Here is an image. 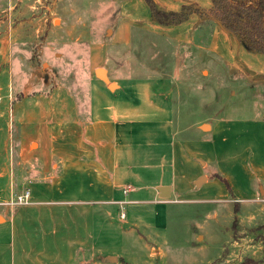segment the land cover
<instances>
[{
    "label": "rangeland",
    "instance_id": "rangeland-1",
    "mask_svg": "<svg viewBox=\"0 0 264 264\" xmlns=\"http://www.w3.org/2000/svg\"><path fill=\"white\" fill-rule=\"evenodd\" d=\"M118 3L119 0H0V210L20 203L27 190L24 179L29 153L18 141L22 134L19 121V131L14 133V104L20 98L17 79L23 83L29 80L38 92H45L40 90L45 81L50 80L49 89L63 83L74 89L78 100L84 95H95L98 100L100 94L109 95L108 83H115L114 91L124 80L139 79L136 85L122 83L127 91L119 97L125 101L131 98L129 102L141 112L123 119L140 120L137 123L142 129L135 134L133 147L142 148L144 154L151 145L162 155L174 139L196 140L209 130L210 122L219 118L264 121V81H253L260 80L258 75L242 66L241 72L247 78L239 74L240 69L235 72L234 67L202 48L172 45L155 36L139 37L132 51L111 53L105 65L112 79L94 88L85 72L89 46L102 40L113 25ZM222 51L227 53L225 48ZM233 56L244 61L237 51ZM13 71L18 73L15 82L10 81ZM91 103H95L93 98ZM23 108L21 105L19 110ZM259 133L257 125L236 124L231 133H225V145L207 152L213 158L230 157L247 142L262 141ZM146 158L150 157L144 155ZM223 178L225 181L218 180L228 198H233L230 181ZM173 197L161 198L168 201L166 204L152 206L146 202L141 208L147 209L127 211V222L126 215L122 217L114 210L105 213L106 224L96 216L94 237L101 250L75 264H115V260H120L119 264H264L263 202L239 207L225 199ZM158 244L163 257L144 259L148 247L154 251Z\"/></svg>",
    "mask_w": 264,
    "mask_h": 264
},
{
    "label": "crops",
    "instance_id": "crops-1",
    "mask_svg": "<svg viewBox=\"0 0 264 264\" xmlns=\"http://www.w3.org/2000/svg\"><path fill=\"white\" fill-rule=\"evenodd\" d=\"M154 2L164 11H178L188 3L202 8L212 5V0ZM118 4L119 11L112 19L110 33L108 29L102 40L89 46L85 72L94 88L96 84L106 83L96 75L98 68L105 70L108 82L112 79L105 65L111 53L136 49L141 36L159 37L172 45L202 48L234 67L235 72L239 69L241 72L244 66L252 74H264V54L248 51L218 21L213 20L211 27H201L199 15L192 13L182 23L162 25L152 19L144 0H119ZM224 48L227 53L222 51ZM235 51L244 61H237L233 56ZM11 74L10 81L15 82L18 73ZM239 74L248 78L245 73ZM138 80H124L121 84L136 85ZM17 82L20 98L14 104L17 113L14 133L19 131V121L22 134L18 141L22 150L28 149L29 153L28 173L24 179L29 196L24 203L0 210V264H75L101 250L94 237L96 216L106 224L105 213L114 210L123 212L127 222V211H137L146 202L153 203L152 206L166 204L168 201L161 199L164 197L158 190L163 185L170 187V198L180 200L225 199L236 202L239 207L264 203L262 120L219 118L210 122L209 130L196 140L174 139L170 149L162 155L151 145L144 154L142 148L133 147L135 134L142 129L137 123L140 120L123 119L141 114L138 107L129 102L131 98L120 99L127 86L120 84L112 91L107 84L109 95L100 94L98 100L95 95L89 98L84 95L78 100L74 89L63 83L49 89L50 80L45 81L40 88L45 92H38L29 80L23 83L17 79ZM91 98L101 103L92 104ZM21 105H24L22 111L19 110ZM236 124L257 125L262 141L247 142L230 157L213 158L207 149L217 150L218 146L225 145L228 142L225 133H231ZM33 142L35 147H32ZM234 145L236 148L237 141ZM144 155L150 158L144 159ZM214 174L230 181L233 198H228L226 189ZM201 176L204 180L196 184ZM155 217L154 212V220ZM154 251L153 247H148L144 259L163 257L160 244ZM115 262L119 264L120 260Z\"/></svg>",
    "mask_w": 264,
    "mask_h": 264
},
{
    "label": "trees",
    "instance_id": "trees-1",
    "mask_svg": "<svg viewBox=\"0 0 264 264\" xmlns=\"http://www.w3.org/2000/svg\"><path fill=\"white\" fill-rule=\"evenodd\" d=\"M144 1L152 19L159 24H179L187 20L190 14L196 13L199 15L201 27H211L213 20L218 21L248 51L264 54V0H212L209 8L188 3L182 5L178 11H164L156 6L154 0ZM258 77L264 80V74ZM213 176L225 181L218 174Z\"/></svg>",
    "mask_w": 264,
    "mask_h": 264
},
{
    "label": "water",
    "instance_id": "water-1",
    "mask_svg": "<svg viewBox=\"0 0 264 264\" xmlns=\"http://www.w3.org/2000/svg\"><path fill=\"white\" fill-rule=\"evenodd\" d=\"M96 75H97L100 79H102L103 81H105V82L108 83V78H107V76L105 75V70H104V69H102V68H98V69L96 70ZM108 86H109L110 88L113 87V86H112V83H108ZM203 126L206 127L207 125L204 124ZM202 180H204V176H201V177L196 181V184H200V182H201ZM158 190H159V194H160L161 197H164V198L169 197V195H170V187H169V186H166V185L159 186V187H158Z\"/></svg>",
    "mask_w": 264,
    "mask_h": 264
},
{
    "label": "built area",
    "instance_id": "built-area-1",
    "mask_svg": "<svg viewBox=\"0 0 264 264\" xmlns=\"http://www.w3.org/2000/svg\"><path fill=\"white\" fill-rule=\"evenodd\" d=\"M124 192H127V190L126 189H124ZM28 196H29V191L28 190H26L25 192H24V194L21 196V198H20V203H24V202H26L27 200H28ZM125 214L123 213V212H121V214H120V216H124Z\"/></svg>",
    "mask_w": 264,
    "mask_h": 264
},
{
    "label": "bare ground",
    "instance_id": "bare-ground-1",
    "mask_svg": "<svg viewBox=\"0 0 264 264\" xmlns=\"http://www.w3.org/2000/svg\"><path fill=\"white\" fill-rule=\"evenodd\" d=\"M112 86H114V84H112Z\"/></svg>",
    "mask_w": 264,
    "mask_h": 264
}]
</instances>
